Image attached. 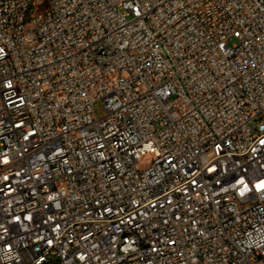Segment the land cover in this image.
Segmentation results:
<instances>
[{
	"label": "built area",
	"instance_id": "obj_1",
	"mask_svg": "<svg viewBox=\"0 0 264 264\" xmlns=\"http://www.w3.org/2000/svg\"><path fill=\"white\" fill-rule=\"evenodd\" d=\"M0 264H264V0H0Z\"/></svg>",
	"mask_w": 264,
	"mask_h": 264
},
{
	"label": "rangeland",
	"instance_id": "obj_2",
	"mask_svg": "<svg viewBox=\"0 0 264 264\" xmlns=\"http://www.w3.org/2000/svg\"><path fill=\"white\" fill-rule=\"evenodd\" d=\"M235 41L234 40H230L229 41V44L231 45V44H233ZM94 110H95V113H96V115H97V117H102L103 115H104V110H103V108H102V103L100 102V101H98V102H96L95 104H94ZM150 161H151V157H146V158H144L142 161H141V163H140V165H139V168H140V170H145V169H147L149 166H150Z\"/></svg>",
	"mask_w": 264,
	"mask_h": 264
}]
</instances>
